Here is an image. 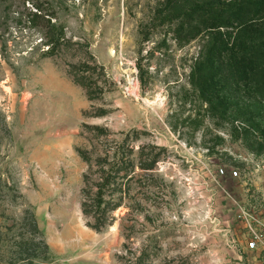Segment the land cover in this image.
Here are the masks:
<instances>
[{"label":"rangeland","instance_id":"rangeland-1","mask_svg":"<svg viewBox=\"0 0 264 264\" xmlns=\"http://www.w3.org/2000/svg\"><path fill=\"white\" fill-rule=\"evenodd\" d=\"M165 2L0 0V264H261L264 137L207 112Z\"/></svg>","mask_w":264,"mask_h":264},{"label":"trees","instance_id":"trees-1","mask_svg":"<svg viewBox=\"0 0 264 264\" xmlns=\"http://www.w3.org/2000/svg\"><path fill=\"white\" fill-rule=\"evenodd\" d=\"M165 1L163 19L174 24L175 37L185 42L202 39L188 79L207 112L248 126L251 119L264 137L252 104L264 100V0ZM64 33L62 25L49 24L46 56L57 52ZM95 67L102 69L98 64ZM89 69L93 68L85 63L73 66L70 75L91 97L93 90L85 75ZM97 199L100 206L101 188Z\"/></svg>","mask_w":264,"mask_h":264},{"label":"built area","instance_id":"built-area-1","mask_svg":"<svg viewBox=\"0 0 264 264\" xmlns=\"http://www.w3.org/2000/svg\"><path fill=\"white\" fill-rule=\"evenodd\" d=\"M247 234V248L255 251L261 258V264H264V225L257 227L250 216L243 212Z\"/></svg>","mask_w":264,"mask_h":264}]
</instances>
